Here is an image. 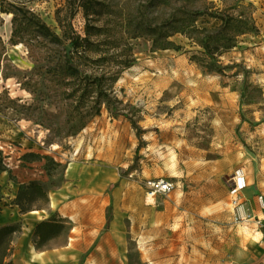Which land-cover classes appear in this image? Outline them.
<instances>
[{
	"label": "rangeland",
	"instance_id": "rangeland-1",
	"mask_svg": "<svg viewBox=\"0 0 264 264\" xmlns=\"http://www.w3.org/2000/svg\"><path fill=\"white\" fill-rule=\"evenodd\" d=\"M0 7V177L30 176L24 184L48 191L74 180L71 165L120 176L104 196L111 222L125 227L126 261L107 264H247L240 249L251 248L257 218L247 206L238 217L230 190L237 168L253 177L264 169V0ZM157 178L175 189L146 201ZM35 197L25 206L46 209L49 198Z\"/></svg>",
	"mask_w": 264,
	"mask_h": 264
},
{
	"label": "crops",
	"instance_id": "crops-1",
	"mask_svg": "<svg viewBox=\"0 0 264 264\" xmlns=\"http://www.w3.org/2000/svg\"><path fill=\"white\" fill-rule=\"evenodd\" d=\"M75 168H78L77 165H71L68 170L70 176L76 170L74 180L64 187L48 190L49 204L46 209L26 214L21 213L14 201L20 185L28 182L30 176L18 177L16 182L0 177L2 193L6 197L2 201L8 203V206L3 203L0 211V225L23 222V231L13 238L14 264H107L110 261H126L128 239L125 232H120L125 227H120L115 217L107 228V201L104 196L111 185L120 181V176L117 181L113 173L109 174L101 167ZM247 175L250 185L243 199L251 214L262 220L264 226V212L256 207V196L264 195V169L261 166L257 177ZM53 215L66 219L64 224L70 226V232L65 238H52L43 248H39L34 241L36 227ZM249 225L254 234L252 245L246 251L241 248L239 258L247 264L264 263V227L253 223ZM106 242H109L108 245ZM109 244L121 247V252L116 255L114 250L110 253L109 248L105 251V246ZM173 264H176V260Z\"/></svg>",
	"mask_w": 264,
	"mask_h": 264
},
{
	"label": "trees",
	"instance_id": "trees-1",
	"mask_svg": "<svg viewBox=\"0 0 264 264\" xmlns=\"http://www.w3.org/2000/svg\"><path fill=\"white\" fill-rule=\"evenodd\" d=\"M2 12H7V11L3 7H0V13ZM214 16L222 20L224 24L228 23L229 18L225 13L218 12V13H215ZM16 20L17 18L15 15L13 21L15 22ZM39 24L41 28L48 30L52 34V36H54V38L59 40L58 36L52 33L45 24H41V23ZM166 26H167V23H163L160 25V27H166ZM71 40L76 50L84 46L83 41L79 40V38H76V39L73 38ZM87 42L89 44H92L90 43V41H87ZM69 67L70 69L76 70V67L73 66L72 63H69ZM124 67H129V64L124 65ZM117 74H119V72ZM115 79H117V76L115 77ZM99 113H100V109H98L94 115H98ZM135 128H137L136 125H135ZM113 186L114 185H111L110 188H112ZM36 194L45 198L48 201V198H49L48 191H46L45 187L42 184L38 183L37 181H32L28 184L20 185L19 193L14 203L17 206H19L22 214H26L28 212L33 211L32 209L27 208L24 202L25 200L30 203L33 202L34 199L36 198L35 197ZM107 219H108V223H107V228H108L110 217H108ZM64 223L65 221L56 222L53 219L44 220L37 225L36 231H35V237H37V240L41 242V245H45L50 239L54 238L52 237L51 232L57 227H63L64 225H66ZM21 231H22V226L20 224H10V225L0 227V264H14V261L12 259L13 254H14L13 236L15 234L21 233ZM35 244L37 245L38 242L36 241Z\"/></svg>",
	"mask_w": 264,
	"mask_h": 264
},
{
	"label": "built area",
	"instance_id": "built-area-1",
	"mask_svg": "<svg viewBox=\"0 0 264 264\" xmlns=\"http://www.w3.org/2000/svg\"><path fill=\"white\" fill-rule=\"evenodd\" d=\"M249 178L243 168H237L233 175V184L230 190L232 204L237 211L238 217L242 218L245 214L246 201L243 199L244 191L249 188ZM175 189V183L167 178H157L146 182L145 198L146 201H154L158 195H166ZM256 202L264 212V195L256 196ZM256 224L263 225L262 220L257 218Z\"/></svg>",
	"mask_w": 264,
	"mask_h": 264
},
{
	"label": "bare ground",
	"instance_id": "bare-ground-1",
	"mask_svg": "<svg viewBox=\"0 0 264 264\" xmlns=\"http://www.w3.org/2000/svg\"><path fill=\"white\" fill-rule=\"evenodd\" d=\"M8 18L10 17V15L7 16Z\"/></svg>",
	"mask_w": 264,
	"mask_h": 264
}]
</instances>
